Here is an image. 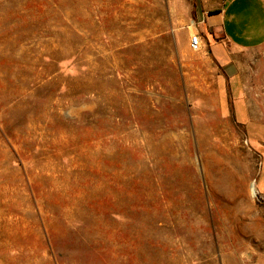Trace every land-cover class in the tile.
<instances>
[{"label": "rangeland", "instance_id": "obj_1", "mask_svg": "<svg viewBox=\"0 0 264 264\" xmlns=\"http://www.w3.org/2000/svg\"><path fill=\"white\" fill-rule=\"evenodd\" d=\"M194 3L0 0V264H264V45Z\"/></svg>", "mask_w": 264, "mask_h": 264}, {"label": "crops", "instance_id": "obj_2", "mask_svg": "<svg viewBox=\"0 0 264 264\" xmlns=\"http://www.w3.org/2000/svg\"><path fill=\"white\" fill-rule=\"evenodd\" d=\"M193 7V32L201 35L205 47L206 32L213 36L215 45L221 42L226 47L224 53L207 52L228 73L230 50L264 45V0H195Z\"/></svg>", "mask_w": 264, "mask_h": 264}, {"label": "built area", "instance_id": "obj_3", "mask_svg": "<svg viewBox=\"0 0 264 264\" xmlns=\"http://www.w3.org/2000/svg\"><path fill=\"white\" fill-rule=\"evenodd\" d=\"M189 47L192 51H200L203 47V40L198 32H193L189 36Z\"/></svg>", "mask_w": 264, "mask_h": 264}, {"label": "bare ground", "instance_id": "obj_4", "mask_svg": "<svg viewBox=\"0 0 264 264\" xmlns=\"http://www.w3.org/2000/svg\"><path fill=\"white\" fill-rule=\"evenodd\" d=\"M252 188H253V185H252Z\"/></svg>", "mask_w": 264, "mask_h": 264}, {"label": "trees", "instance_id": "obj_5", "mask_svg": "<svg viewBox=\"0 0 264 264\" xmlns=\"http://www.w3.org/2000/svg\"><path fill=\"white\" fill-rule=\"evenodd\" d=\"M194 14V13H193Z\"/></svg>", "mask_w": 264, "mask_h": 264}]
</instances>
